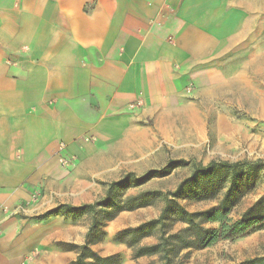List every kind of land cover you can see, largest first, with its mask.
Segmentation results:
<instances>
[{
    "label": "crops",
    "instance_id": "obj_1",
    "mask_svg": "<svg viewBox=\"0 0 264 264\" xmlns=\"http://www.w3.org/2000/svg\"><path fill=\"white\" fill-rule=\"evenodd\" d=\"M261 1L0 0V264L76 260L66 244L88 229L42 215L95 202L118 164L154 167L147 119L176 120L196 88L222 80L221 58L260 38ZM158 217L122 211L91 249L155 264L158 253L134 257L114 237Z\"/></svg>",
    "mask_w": 264,
    "mask_h": 264
},
{
    "label": "rangeland",
    "instance_id": "obj_2",
    "mask_svg": "<svg viewBox=\"0 0 264 264\" xmlns=\"http://www.w3.org/2000/svg\"><path fill=\"white\" fill-rule=\"evenodd\" d=\"M261 2L260 38L249 44L246 42L243 53L230 51L228 56L221 58L219 65L223 67L222 80L210 87L203 86L194 90L190 97L194 103L192 108L180 109L182 117L184 113L188 118H179L181 115L176 109L174 112L177 119L174 121L168 118L158 121L147 119L148 130L155 141L148 162L154 167L127 169L118 164L115 168L116 178L100 182L104 194L96 199L99 201L109 197L113 206L97 207L78 217L67 215L70 225H83L89 230L94 218L100 224H107L106 218L117 204L129 197L138 196V201L129 204L151 203L149 209L158 208L159 216L162 211L165 212L162 228L169 233L177 232L187 225L175 221L176 206L173 200L194 212L216 206L224 194L222 191L212 196L210 192L200 191L197 178L193 181V187L184 186L182 193L186 197L173 196L178 186L193 175L195 164L208 165L211 161L252 163L262 160L261 166L256 168V174L245 176V184L250 185V190L233 209L230 215L233 219H238L256 201L264 199V0ZM254 54V63H250ZM180 160L189 164L177 166L176 162ZM168 166V174L156 173L145 181L144 177L149 173L161 172ZM246 168L242 167L239 171L248 170ZM126 179L129 185L127 188L112 184ZM159 226L154 229L156 235L160 234ZM102 230V226L94 230L91 238L99 237ZM170 254L175 264L243 262L264 254V229L235 240L218 241L205 249L187 248L177 253L170 251Z\"/></svg>",
    "mask_w": 264,
    "mask_h": 264
},
{
    "label": "trees",
    "instance_id": "obj_3",
    "mask_svg": "<svg viewBox=\"0 0 264 264\" xmlns=\"http://www.w3.org/2000/svg\"><path fill=\"white\" fill-rule=\"evenodd\" d=\"M260 161V162H258ZM256 162L238 161V162H215L211 161L208 165L195 164L194 173L189 180L183 181L175 190L174 197H186L182 193L185 185L193 187V181H200V191L210 192L212 196L224 191L222 198L216 206L202 211L191 212L181 206L175 200L174 210L175 221L185 223L187 226L177 232H166L163 226L165 212L162 211L157 219H152L135 227H128L118 231L114 239L126 243L133 250L134 257H140L146 254H159V261L155 264H175L173 263L170 251H176L187 248L205 249L221 240H235L245 237L259 229H264V199H259L249 207L238 219H233L230 215L233 209L241 201L242 197L250 190V185L245 184V176L256 174V168L261 166V161ZM173 163V162H171ZM178 165H187L183 160L176 162ZM242 167H248L246 171ZM170 167L164 168L161 172H152L144 177L148 181L156 173L162 175L168 174ZM127 180V179H126ZM112 182L113 185H123L127 188L128 180ZM126 183V184H125ZM254 185V184H253ZM111 187V186H110ZM110 190V188H109ZM202 192V193H203ZM206 197V196H205ZM139 197H129L124 202L117 204L114 210L109 214L106 220L114 219L120 212L125 210H134L140 207H146L151 203H138L130 205V202L138 201ZM112 207V201L109 197L93 203L83 204L81 206H72L61 204L57 208L46 212L44 217L59 214L78 217L89 213L97 207ZM206 224H218V226H206ZM106 224H100L94 218L90 229L86 234L84 244H66V247L78 251L76 260L70 264H119L121 256L119 254L102 256L91 249V244L104 239L106 233L102 230L101 235L92 239L93 231L104 227ZM160 225V226H159ZM159 226L158 241L151 245H141V241L150 235L155 234V227ZM235 264H264V256H258L243 262Z\"/></svg>",
    "mask_w": 264,
    "mask_h": 264
},
{
    "label": "built area",
    "instance_id": "obj_4",
    "mask_svg": "<svg viewBox=\"0 0 264 264\" xmlns=\"http://www.w3.org/2000/svg\"><path fill=\"white\" fill-rule=\"evenodd\" d=\"M138 103L139 102H137V101L131 102L130 103V108L135 109L137 107ZM64 147L65 146L63 144H61V149L64 148Z\"/></svg>",
    "mask_w": 264,
    "mask_h": 264
}]
</instances>
